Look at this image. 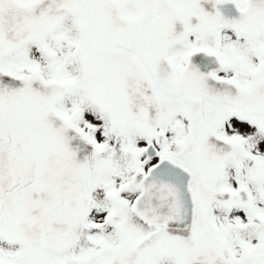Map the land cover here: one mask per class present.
<instances>
[{"label": "snow or ice", "instance_id": "6c2138e0", "mask_svg": "<svg viewBox=\"0 0 264 264\" xmlns=\"http://www.w3.org/2000/svg\"><path fill=\"white\" fill-rule=\"evenodd\" d=\"M0 264H264V0H0Z\"/></svg>", "mask_w": 264, "mask_h": 264}]
</instances>
